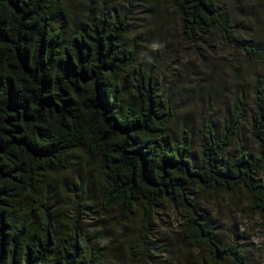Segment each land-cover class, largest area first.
<instances>
[{
    "label": "trees",
    "instance_id": "trees-1",
    "mask_svg": "<svg viewBox=\"0 0 264 264\" xmlns=\"http://www.w3.org/2000/svg\"><path fill=\"white\" fill-rule=\"evenodd\" d=\"M67 0H0V264H105L91 251L78 215L58 229L45 187L79 151L102 173L99 199L122 219L140 214L141 253L157 209L184 213L182 235L206 250L202 264H247L236 244H224L209 222L198 190H244L264 211V78H256L250 137L233 140L243 102L222 127L205 124L200 155L169 138L175 106L167 102L155 65L141 66L129 42L132 10L88 7L74 21ZM190 42L219 29L236 31L224 0H172ZM240 48L264 61V41ZM75 199L76 205L85 198Z\"/></svg>",
    "mask_w": 264,
    "mask_h": 264
},
{
    "label": "rangeland",
    "instance_id": "rangeland-1",
    "mask_svg": "<svg viewBox=\"0 0 264 264\" xmlns=\"http://www.w3.org/2000/svg\"><path fill=\"white\" fill-rule=\"evenodd\" d=\"M96 5L110 12L132 10L129 42L140 52L141 66L155 65L162 94L175 106L169 138L193 145L198 158L205 124L213 121L222 127L234 111L235 100H240L244 120L232 143L241 140L254 148L250 137L253 90L256 78H264V61L251 60L239 43L253 38L264 41V0H224L236 41L213 29L196 43L181 34L172 0H67L65 8L74 22ZM101 180L100 168L79 151L67 171L47 176L44 184L59 231H66L78 215L91 251L99 252L105 264H202L208 259L206 250L195 248L182 235L180 223L185 215L168 203L152 217L149 248L142 254L140 214L122 219L113 210L105 211L98 194ZM83 193L85 198L76 205L74 200ZM197 193L221 241L239 246L247 264H264V211L253 207L248 194L239 188Z\"/></svg>",
    "mask_w": 264,
    "mask_h": 264
}]
</instances>
